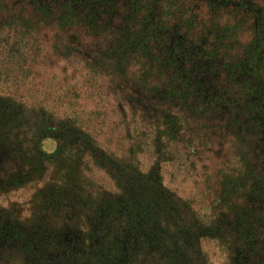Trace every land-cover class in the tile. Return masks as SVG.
<instances>
[{"label": "trees", "instance_id": "16d2710c", "mask_svg": "<svg viewBox=\"0 0 264 264\" xmlns=\"http://www.w3.org/2000/svg\"><path fill=\"white\" fill-rule=\"evenodd\" d=\"M0 264H264V0H0Z\"/></svg>", "mask_w": 264, "mask_h": 264}, {"label": "rangeland", "instance_id": "374dc122", "mask_svg": "<svg viewBox=\"0 0 264 264\" xmlns=\"http://www.w3.org/2000/svg\"><path fill=\"white\" fill-rule=\"evenodd\" d=\"M53 72L55 73V71H53ZM57 74L60 75L59 72H57ZM75 82H77L78 84L81 85V84H83L84 80H83L82 78H77V79L75 80ZM57 88L60 89L59 86H58ZM31 93H32V95H31ZM31 93H29V95H31V97H28V101H29L30 103L34 101L33 98H32V96L37 95V94H36L37 92L34 91V90H32ZM43 93H45V90H44L43 92L40 93V97H41L42 100L44 99V95H43ZM60 93H61L62 95L65 94L63 91L60 92ZM93 93H94V91L91 90V91H90V94L93 95ZM56 95H57V94H56ZM58 96H59V94H58ZM34 97H35V96H34ZM50 97H51V96H50ZM91 100H92V99H91ZM66 101H69V98H67ZM92 101L95 102L96 100H92ZM86 102H87V101H86ZM49 103H50V106H48V107H49L50 110H53L54 112H58L59 115H61V116L64 114L65 108H64L63 104L61 103V101H58V97H57V99H56L55 96H52V98L49 100ZM89 104H91V103H89ZM91 105H92V104H91ZM66 107H67V105H66ZM116 117H117V116L114 115V116H113V119H115ZM99 139L101 140V138H99ZM45 146H46L47 150H48L49 152H51L52 154L56 151V143H55L54 141H52V140H50V141H46V142H45Z\"/></svg>", "mask_w": 264, "mask_h": 264}]
</instances>
